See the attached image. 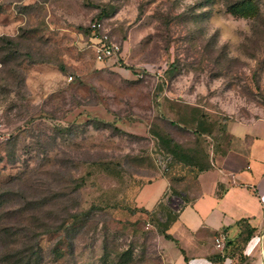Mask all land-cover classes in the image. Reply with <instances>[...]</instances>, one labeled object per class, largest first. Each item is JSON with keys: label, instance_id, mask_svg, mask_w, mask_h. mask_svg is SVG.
Returning <instances> with one entry per match:
<instances>
[{"label": "rangeland", "instance_id": "374dc122", "mask_svg": "<svg viewBox=\"0 0 264 264\" xmlns=\"http://www.w3.org/2000/svg\"><path fill=\"white\" fill-rule=\"evenodd\" d=\"M97 21L120 56L97 61ZM261 117L264 0H0V264H176L175 216L137 192L167 177L182 204Z\"/></svg>", "mask_w": 264, "mask_h": 264}, {"label": "crops", "instance_id": "0c3cea01", "mask_svg": "<svg viewBox=\"0 0 264 264\" xmlns=\"http://www.w3.org/2000/svg\"><path fill=\"white\" fill-rule=\"evenodd\" d=\"M225 130L229 145L204 160L195 191L183 195L168 228L179 254L176 264H217L218 255L223 264L257 263L264 243V117L229 122ZM172 200L171 183L162 176L143 185L134 199L147 211H174ZM222 235L224 246L218 248Z\"/></svg>", "mask_w": 264, "mask_h": 264}, {"label": "built area", "instance_id": "2783aa9c", "mask_svg": "<svg viewBox=\"0 0 264 264\" xmlns=\"http://www.w3.org/2000/svg\"><path fill=\"white\" fill-rule=\"evenodd\" d=\"M92 42L95 48L98 62L111 60L122 54V46L119 42L104 32L103 23L97 21L92 25ZM225 237L222 235L216 240L218 248H223Z\"/></svg>", "mask_w": 264, "mask_h": 264}, {"label": "trees", "instance_id": "16d2710c", "mask_svg": "<svg viewBox=\"0 0 264 264\" xmlns=\"http://www.w3.org/2000/svg\"><path fill=\"white\" fill-rule=\"evenodd\" d=\"M171 123H174L175 124V122H173V121H171ZM157 139H158V145L159 146H161L162 144H163V146H169V147H171L172 145H173V148H175V149H177V150H179V151H181L182 150V148H181V146L178 144V143H176L172 138H170V137H166V136H163V135H158L157 136ZM199 174H200V172H199ZM198 177V176H197ZM167 178V177H166ZM168 179V178H167ZM197 179V178H196ZM153 180H149L147 183H151ZM169 181L171 182V180L169 179ZM172 195L174 196V195H179V193L177 192V191H175V190H172ZM165 210V211H167L168 213H169V215L170 214H173L175 217H174V220L172 221V222H174L175 220H176V218H177V213H176V211H173V210H171L170 208H168V207H165V208H161V209H158V210ZM140 211H143L144 213H147V214H150V215H152L153 213H155V212H157L158 210H155V211H147V210H145V209H139ZM171 222V223H172ZM170 226V225H169ZM165 237L167 238V239H169V240H173V238L170 236V235H168L167 234V232H165ZM230 246V243H227L226 244V247L228 248ZM225 247V248H226ZM34 252H35V254H36V258L37 257H41V252H42V249H41V247H40V245L39 244H37L36 243V249L34 250ZM222 256L221 255H218L217 257H216V261L215 262H217V264H223V258H221Z\"/></svg>", "mask_w": 264, "mask_h": 264}, {"label": "water", "instance_id": "95a60500", "mask_svg": "<svg viewBox=\"0 0 264 264\" xmlns=\"http://www.w3.org/2000/svg\"><path fill=\"white\" fill-rule=\"evenodd\" d=\"M178 200H181V198H177ZM173 202H175V200L173 199L172 200ZM173 209H174V211H179L180 210V206L179 205H177L176 207H172Z\"/></svg>", "mask_w": 264, "mask_h": 264}]
</instances>
